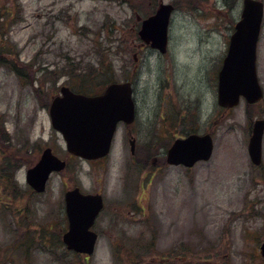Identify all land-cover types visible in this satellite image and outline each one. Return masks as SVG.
<instances>
[{"label": "rangeland", "instance_id": "1", "mask_svg": "<svg viewBox=\"0 0 264 264\" xmlns=\"http://www.w3.org/2000/svg\"><path fill=\"white\" fill-rule=\"evenodd\" d=\"M162 1L176 5L168 50H141V20ZM235 2L0 0V163L16 156L10 170L20 187L16 200L0 193V264H264V164L248 152L264 98L217 103ZM257 72L264 88V18ZM126 79L135 82V122L120 124L101 160L71 156L49 113L60 87L96 93ZM191 127L212 133V158L191 169L167 165V148ZM47 146L69 162L38 194L26 173ZM77 185L105 201L89 258L62 242L64 195Z\"/></svg>", "mask_w": 264, "mask_h": 264}, {"label": "water", "instance_id": "2", "mask_svg": "<svg viewBox=\"0 0 264 264\" xmlns=\"http://www.w3.org/2000/svg\"><path fill=\"white\" fill-rule=\"evenodd\" d=\"M171 4L161 3L155 14L142 21L141 39L166 52ZM264 17L261 0H245L241 18L231 35L227 55L218 75V103L234 107L242 96L248 103H256L264 97V90L257 74V46ZM1 44V36H0ZM61 94L50 105L53 127L58 130L70 154L95 160L108 155L120 122L131 124L135 120L136 106L131 81L112 82L98 95H87L61 87ZM264 118H258L252 126L249 155L254 164L263 159ZM132 152L135 141H131ZM214 151L210 133H192L174 140L167 151V162L173 165L192 167L196 162L209 160ZM67 159L54 153L52 147L43 149L38 161L27 170L28 184L37 192H44L53 172L67 167ZM104 206L101 194L83 193L79 187L65 194V208L69 220L63 240L69 249L92 254L95 251L98 233L92 226ZM264 256V241L260 246Z\"/></svg>", "mask_w": 264, "mask_h": 264}, {"label": "trees", "instance_id": "3", "mask_svg": "<svg viewBox=\"0 0 264 264\" xmlns=\"http://www.w3.org/2000/svg\"><path fill=\"white\" fill-rule=\"evenodd\" d=\"M108 79L109 78H107V80ZM112 81H114V80H111L110 82H112ZM80 91H82V90H80ZM82 92H84V91H82ZM87 93H89V92H87ZM196 130H197L196 127H191L188 129L187 133L194 132ZM0 132L5 133L4 123H2V121H1V114H0ZM0 145H1V141H0ZM149 150H151L150 147H149ZM16 162H17V158H16V156H14L12 154L10 156V158L9 157L4 158L0 163V193L3 194V196H6V197L9 196L8 197L9 199L11 197V194H14V193L16 194L20 191L19 185L17 184L16 181H14L15 178L13 176V171L10 170ZM146 162H147V160H146ZM145 164H146V166H149L148 162ZM12 184L14 185V187L12 186ZM17 196H18V194H16L14 196V198L11 197V199L16 200L15 197H17ZM18 198H20V197H17V199Z\"/></svg>", "mask_w": 264, "mask_h": 264}, {"label": "flooded vegetation", "instance_id": "4", "mask_svg": "<svg viewBox=\"0 0 264 264\" xmlns=\"http://www.w3.org/2000/svg\"><path fill=\"white\" fill-rule=\"evenodd\" d=\"M241 1H242V4H241L240 13L242 12L243 1H244V0H241ZM239 2H240V0H236L235 5H236V3L239 4ZM172 4H173V6H174L175 9H176V5H175L174 3H172ZM233 29H234V28H233ZM140 47H141L142 50L146 48V46H144V45H142V44L140 45ZM80 187H81V186H80ZM81 189H82V191L85 192V193H86V192H90V191H86V190H84L82 187H81ZM97 192H98V191H97ZM97 192L95 191V192H90V193H97ZM67 228H68V220H67V227H66V230H67ZM66 230H65V231H66ZM86 258H89V257L86 256Z\"/></svg>", "mask_w": 264, "mask_h": 264}]
</instances>
